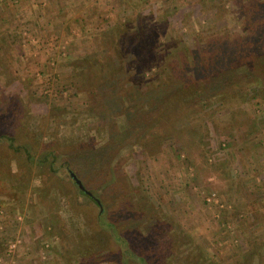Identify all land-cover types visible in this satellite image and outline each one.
<instances>
[{
	"label": "rangeland",
	"instance_id": "1",
	"mask_svg": "<svg viewBox=\"0 0 264 264\" xmlns=\"http://www.w3.org/2000/svg\"><path fill=\"white\" fill-rule=\"evenodd\" d=\"M0 264H264V0H0Z\"/></svg>",
	"mask_w": 264,
	"mask_h": 264
},
{
	"label": "trees",
	"instance_id": "2",
	"mask_svg": "<svg viewBox=\"0 0 264 264\" xmlns=\"http://www.w3.org/2000/svg\"><path fill=\"white\" fill-rule=\"evenodd\" d=\"M25 155H26V157L28 159H30V154L28 152H25ZM56 158H57L56 155L54 153L50 152V153H47L44 157H42V159L39 162H37V164L39 166L43 165L44 167H47V170L49 172L55 173L59 169V168L55 167ZM72 167L70 166V168H69V166H68V168L71 169L72 172L68 168L66 169V174H67L68 180L71 183L72 187L74 186L76 188V190L79 189V192L82 195H85V196L89 197V199L96 206L101 207V203H100L99 200H97L96 198L94 199L92 197V195L88 191H86L85 189H80L79 188V185L82 186V182H81L82 180H81L80 174L77 173V170H76L75 166H74V168H72ZM74 178H76L77 181ZM102 212H103V209L102 210L100 209L99 214L101 215ZM109 227H110L111 230H113L111 226H109ZM111 234H113V233H111ZM115 240L119 244V251L122 254L123 259L126 260V258L129 257L133 261H136V255L130 253V251H127L124 248V246H122V243L124 242V239L122 237H116ZM138 260L141 261L140 259H138Z\"/></svg>",
	"mask_w": 264,
	"mask_h": 264
},
{
	"label": "built area",
	"instance_id": "3",
	"mask_svg": "<svg viewBox=\"0 0 264 264\" xmlns=\"http://www.w3.org/2000/svg\"><path fill=\"white\" fill-rule=\"evenodd\" d=\"M212 200H213V199H207V201H208L209 203L212 202Z\"/></svg>",
	"mask_w": 264,
	"mask_h": 264
},
{
	"label": "water",
	"instance_id": "4",
	"mask_svg": "<svg viewBox=\"0 0 264 264\" xmlns=\"http://www.w3.org/2000/svg\"><path fill=\"white\" fill-rule=\"evenodd\" d=\"M74 179L76 180V178H74ZM76 181H77V180H76ZM79 188H80V189H83V187H82L81 185H79Z\"/></svg>",
	"mask_w": 264,
	"mask_h": 264
}]
</instances>
